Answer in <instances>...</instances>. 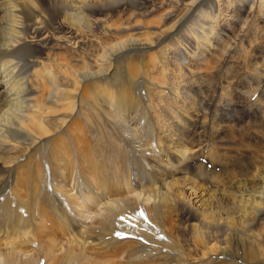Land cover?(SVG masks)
<instances>
[{
  "label": "bare ground",
  "instance_id": "1",
  "mask_svg": "<svg viewBox=\"0 0 264 264\" xmlns=\"http://www.w3.org/2000/svg\"><path fill=\"white\" fill-rule=\"evenodd\" d=\"M259 48L257 62L250 53ZM221 58L259 80L256 88L263 84L264 0H0V232L9 230L0 264L36 260L21 248H34V223L46 213L43 183L71 204L52 227L87 231L64 243L49 241L36 264L46 258L56 264L58 257L66 264H101L89 256L94 241L86 240L100 245L109 232L108 245L127 241L126 211L137 205L146 237L138 236L149 251V228L162 214L180 209L209 225L207 236L195 237L194 228L197 252L183 254L178 264H208L215 248L205 242L216 234L250 247L264 244V97L245 132L216 111L231 109L232 99L239 105L251 92L246 96L226 82L209 124L189 98L195 79L211 75L208 61ZM199 133L212 142L199 140ZM200 163L212 168L203 172ZM193 175L209 178L213 190L187 177ZM64 176L79 177L82 200L96 206L87 219L98 216L97 224L83 225L72 208L75 198L53 187ZM118 213L123 216L104 225ZM128 252L129 264H139Z\"/></svg>",
  "mask_w": 264,
  "mask_h": 264
},
{
  "label": "rangeland",
  "instance_id": "2",
  "mask_svg": "<svg viewBox=\"0 0 264 264\" xmlns=\"http://www.w3.org/2000/svg\"><path fill=\"white\" fill-rule=\"evenodd\" d=\"M129 12H130V14L135 13L136 10L133 9V7L131 6V10ZM117 16L120 18H123L121 14H118ZM113 20L114 19L112 18L111 21H113ZM261 43H263V41H261L260 44ZM238 46L240 47L239 44L238 45L236 44V46H235V43L234 44L231 43V47L233 48V50H237V49L240 50V48ZM261 51H262L261 48L256 49L255 52L250 53V56L252 57L254 55L255 60H256L259 58ZM256 61L258 62L259 60H256ZM256 61H255V64H256ZM184 62H186V60ZM211 62H212V64H211ZM253 63H254V61H252L250 64L249 63L248 64L251 65ZM208 65L210 67V69H208V71H209V73H211V75H209V76L204 75L205 77L201 76V78L199 77L200 79H195L194 83L191 84L192 86H191V91L189 92V94H190L189 98L192 99L191 102L194 101L196 103L195 104L196 105L195 106L196 107V113L199 116H202V114H203V119H205L204 121H206V123H208V124L211 121H213V118H211L209 114H211V110L213 109L215 102L220 101L219 100L220 88L226 82H229V81L233 82L235 85H237L236 91L243 92V93H245L246 96L249 92H251L252 95L249 98H245L243 101L241 100L242 103H239L240 102L239 101L238 102L239 105H237V106L235 105L237 103V100H235V99L230 100L231 102L232 101H234V102H233V107L231 109H226L228 112L227 111H220V110L216 111V112H217V114H219V116L224 117V118H222V119H224V121L229 119L228 123H230V124L233 123L234 125H236V123H237V125H242V127H240V132H245L247 129H249L253 126L252 123H253L254 119L252 118V116H254L253 112H256L255 111L256 109L253 106L255 104H258V103L261 104V100L264 97V96H261V95H264V94H261L262 91H263L262 93H264V88H263L264 82L261 86H258L256 88V82H259V80L252 78L251 76H245V74L243 73L244 69H242V71H241V70H239V68L236 65H234L235 67L231 68L230 67L231 64L228 63V61H222V58H221L220 62L217 61V59H210L208 61ZM228 67H230V68H228ZM182 71H185V69H183ZM185 73H187V72H185ZM260 74L261 75H258L259 76L258 78L264 77V70L261 71ZM261 79H264V78H261ZM258 95H259V97H258ZM235 106H236V108H234ZM225 113H226V115H225ZM225 118H226V120H225ZM196 131H199V130L196 129ZM203 134L204 133H201V135H200V133H199L198 134L199 137L197 136V138L199 140L206 141L207 143L212 142L211 137L208 139L204 138L205 134H204V137L201 138L203 136ZM194 142H196L195 139H188L189 144H194ZM39 151H41V150H38V153L41 156L42 153ZM200 164H201V169L203 172H206V169L210 170L212 168L211 166L207 165V163H200ZM202 165L203 166L205 165L206 168H204ZM45 167H46V164H45ZM130 168L132 169V167H130ZM130 171L133 174L135 172L134 170L133 171L130 170ZM193 176H197L199 178L193 177ZM193 176H187V177L193 178L192 180L196 181L197 184L200 185L204 190H206V191L213 190V185H212L209 178H203V177L198 176V175H193ZM64 177H65L64 183H62L60 181H56V184L53 185V187L55 189H57L58 191L62 192L63 197L67 198V196H68L70 199L75 198V200H71L74 202V205L72 206V208L76 212H79L81 214V217H82L81 220L83 222V225L86 224L87 226H92V225L97 224L100 221V218L98 216H96L95 218H92V219H89V218L87 219V216H89L90 213H92L96 210V206L95 205H89L88 200H84V201L82 200V197H81L82 183H81L79 177L78 176H64ZM182 177H184V176H182ZM46 178L48 179L51 177L47 176ZM134 178L136 179V177L131 176V179H132L131 183L133 186L135 183V182H133ZM86 179L88 181H90L92 184H94V182L92 181L93 178H90L89 176H87ZM96 179H98V178L96 177ZM136 182H139L140 184H144L143 178H141V179L139 178V180ZM18 184L21 185L22 181L18 182ZM178 184H180V183H176L175 187ZM44 185L45 184L43 183L41 188L39 186V190L42 192L41 195L44 197V199L47 200L46 201L47 205L45 207V209H47V210H46L45 215H42L40 217L39 222L34 223L35 226H39V228H36L33 230L32 240H33L34 248L32 245H30L28 247L25 245L23 248H21V251H30L31 253H34V255L37 256L36 260H34L31 264H36L38 257L43 258L42 246L43 245L46 246V244L49 241L54 240L56 242L61 241L64 243V242L69 241L70 237H72L73 234L78 236V234L81 235V233H83V232H81V230L87 231L86 229H84L82 227L80 228V227L75 226L73 224H70V226H72L71 227L72 229H70V232L68 231L65 233H64V231L62 232V230H60V228L57 229L56 227H52L54 225H51L52 223L50 221L52 220V222H54L55 221L54 219H57V217L60 214L69 213L67 211L70 210L71 204L70 203L62 204L57 199V196H54L51 193V187L49 186L46 189V187H44ZM18 191H20V190H18ZM82 192H84L83 189H82ZM89 194L90 193L86 192L84 195L89 197L90 196ZM40 203H41V201H40ZM141 206L142 205H137L136 206L137 208H135L133 210L131 209V210L126 211V214L128 215L130 222H131L130 223L131 224L130 229H127V230L125 228L123 229L125 232L124 234H126L129 238L127 241H123V242L118 241L117 242L116 240H114V241H112V243H114V244L108 245L109 241H111V238H110L111 234L109 232H108V236L106 234L105 239H104L105 243H107V244H105L104 241L101 240L102 245L97 244V246H95L94 243H98L99 241L93 240V239H88V240H86L87 242L88 241H94L91 245L89 244L90 245V248L88 249L89 256L94 257V255H96L97 259L100 258L99 259L100 261L99 260L98 261L101 264H129L130 259H128V256H129L128 254L130 251L128 252V250H132V252L136 254L135 255L137 257L136 260L140 261L139 264H178V261L182 260V258L180 259L179 257H182V256L184 257L183 254H185V256H186V254H188L186 256L187 258L193 257V255L197 252V250L193 249L194 248L193 241L191 240L193 237V230H194V228L199 229L198 231H196L194 233L195 237L197 234L207 236L205 234V232L208 231L209 225H207L206 223H204V224L198 223L197 221H195L193 219V217L188 216L185 211H181L180 209H178L177 211L162 214L161 219H159L157 222L153 221L156 224L152 223V224H154L153 227L155 229L149 228L151 231L150 232L147 231L148 233H150V236H151V238H150L151 242H149V243H151L152 248H150V251H149V248H147V244H146L145 240L141 236H138L139 234L142 235L143 237L145 236L144 230H141V219L143 218V215H142V213L138 214V211L139 212L142 211ZM42 207L43 206L41 205L40 208H38L37 210H39V209L41 210ZM149 207L150 206H148V208ZM212 208H213V206L211 205L210 209H211L212 213L210 215V219L215 216L214 210ZM37 210H36V213H39L40 211H37ZM135 211H137V212H135ZM22 214L23 215L26 214V213H24V210H22ZM120 216H123V214H121V213L116 214L111 219L110 223L105 222L104 225L105 226L112 225L115 222V220ZM63 220H65V218H63ZM44 227L46 228L45 230H47V232L43 230ZM144 228H146V225ZM6 229H8V228H6ZM29 229L30 228H27L25 231H28ZM2 231L3 232H0V248H2V246L5 243L4 239H6V237L9 238L7 235V233H9L8 232L9 230H7V232H6V230L2 229ZM156 233H157L158 237H156ZM82 235H83V237H85V235H86L85 232ZM205 243L207 244V246L214 245V248H215V250L212 251V256L209 259L208 264H264V258H260L261 256L259 255V253H260L259 250L264 251V244H262V243H259V245L250 247L248 245L242 244L240 242V240H238V239H228L227 237H224L223 234H220V235L216 234V237L214 238L213 241L207 240ZM140 245H142V246L144 245V246L142 247ZM36 246H37V248H36ZM58 246L61 247V244H59ZM38 248H39L38 252H34L32 250V249L36 250ZM177 249H180L181 251L180 250L177 251ZM198 250H200V249H198ZM145 253L148 256L147 255L145 256ZM148 253L151 255L149 256ZM219 254H221L222 257ZM3 261H4V256L2 254H0V262L2 263ZM39 263L41 264L42 261H40ZM8 264H17L16 259L14 258V260H13V258H12V260H9ZM46 264H50V262L48 261L47 258H46ZM56 264H66V263H65L64 259H62L61 257H58V261Z\"/></svg>",
  "mask_w": 264,
  "mask_h": 264
}]
</instances>
